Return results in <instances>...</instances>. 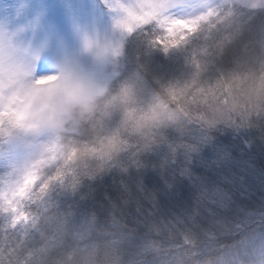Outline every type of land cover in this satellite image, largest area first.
<instances>
[{
	"label": "clouds",
	"instance_id": "clouds-1",
	"mask_svg": "<svg viewBox=\"0 0 264 264\" xmlns=\"http://www.w3.org/2000/svg\"><path fill=\"white\" fill-rule=\"evenodd\" d=\"M225 132L264 149V0H0V264H264Z\"/></svg>",
	"mask_w": 264,
	"mask_h": 264
},
{
	"label": "trees",
	"instance_id": "trees-1",
	"mask_svg": "<svg viewBox=\"0 0 264 264\" xmlns=\"http://www.w3.org/2000/svg\"><path fill=\"white\" fill-rule=\"evenodd\" d=\"M217 144L231 145L237 153L238 163L247 161L249 163H253L257 167H264V149H262L259 145L255 149H245L243 142L240 140V138L234 136L230 132L218 134ZM212 150V147L205 149L207 153H210ZM185 195H187L186 192Z\"/></svg>",
	"mask_w": 264,
	"mask_h": 264
}]
</instances>
